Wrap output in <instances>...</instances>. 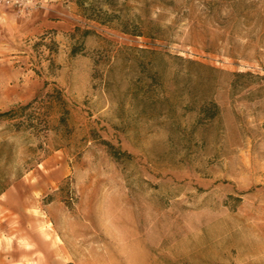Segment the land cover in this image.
I'll use <instances>...</instances> for the list:
<instances>
[{
    "label": "rangeland",
    "instance_id": "374dc122",
    "mask_svg": "<svg viewBox=\"0 0 264 264\" xmlns=\"http://www.w3.org/2000/svg\"><path fill=\"white\" fill-rule=\"evenodd\" d=\"M35 2L73 27L0 55V264H264V0Z\"/></svg>",
    "mask_w": 264,
    "mask_h": 264
},
{
    "label": "crops",
    "instance_id": "0c3cea01",
    "mask_svg": "<svg viewBox=\"0 0 264 264\" xmlns=\"http://www.w3.org/2000/svg\"><path fill=\"white\" fill-rule=\"evenodd\" d=\"M67 8L38 7L18 10L0 5V55L17 51L24 42L45 30H71L73 18Z\"/></svg>",
    "mask_w": 264,
    "mask_h": 264
},
{
    "label": "trees",
    "instance_id": "16d2710c",
    "mask_svg": "<svg viewBox=\"0 0 264 264\" xmlns=\"http://www.w3.org/2000/svg\"><path fill=\"white\" fill-rule=\"evenodd\" d=\"M82 6H84L83 3H81ZM86 9V8H85ZM98 18V17H97ZM103 22V21H102ZM89 31H85L84 35L88 34ZM76 52V48L73 49V53ZM58 99L62 102H65L62 94L58 93ZM38 101V98H35L33 101L28 102L25 105H21L17 108H12L8 111L5 112H0V119H16L19 118V121H17L16 123H14L19 129H23V128H29V129H35L36 128V123H35V119L39 118V117H35L34 113H27V111L34 106V104ZM45 115V114H44ZM47 115L46 117H44L43 121L44 124L48 125L47 122ZM63 120L65 119L64 117L62 118ZM107 142V141H106ZM107 144H111L109 142H107ZM112 146V145H111Z\"/></svg>",
    "mask_w": 264,
    "mask_h": 264
},
{
    "label": "built area",
    "instance_id": "2783aa9c",
    "mask_svg": "<svg viewBox=\"0 0 264 264\" xmlns=\"http://www.w3.org/2000/svg\"><path fill=\"white\" fill-rule=\"evenodd\" d=\"M1 5L12 6L18 10L36 9L35 0H0ZM33 6V7H32Z\"/></svg>",
    "mask_w": 264,
    "mask_h": 264
},
{
    "label": "bare ground",
    "instance_id": "6f19581e",
    "mask_svg": "<svg viewBox=\"0 0 264 264\" xmlns=\"http://www.w3.org/2000/svg\"><path fill=\"white\" fill-rule=\"evenodd\" d=\"M117 210H118V209H117ZM114 212H115V211H114ZM114 212H113V213H114ZM119 213H120V211H119ZM111 214H112V213H111ZM111 214H110V217H111ZM120 214H121V213H120ZM125 214H126V213H125ZM108 215H109V214H108ZM115 215H116V213H115ZM123 215H124V214H123ZM128 215H129V214H128ZM112 216H113V215H112ZM115 217H116V216H115ZM115 217H114V219H115ZM125 217H126V216H125ZM126 218H127V217H126ZM114 219H113V220H114ZM123 227H125V226H123ZM119 228H120V227H119ZM122 230H123V229H122ZM134 242H135V241H134Z\"/></svg>",
    "mask_w": 264,
    "mask_h": 264
}]
</instances>
